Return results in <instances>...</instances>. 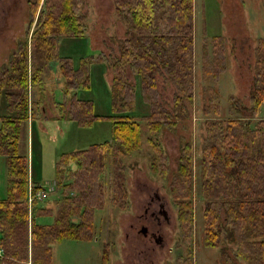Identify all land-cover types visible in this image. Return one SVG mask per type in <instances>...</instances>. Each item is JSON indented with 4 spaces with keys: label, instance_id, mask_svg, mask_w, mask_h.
Segmentation results:
<instances>
[{
    "label": "trees",
    "instance_id": "obj_1",
    "mask_svg": "<svg viewBox=\"0 0 264 264\" xmlns=\"http://www.w3.org/2000/svg\"><path fill=\"white\" fill-rule=\"evenodd\" d=\"M111 1L115 17L126 27L124 39L118 41L117 57L108 63L103 57L88 56L74 67L70 58L58 56V42L84 37L83 0H26L28 31L32 28L29 55L24 42L0 71V101L5 104V113L0 115V157L6 163V197L0 199V264H27V235L31 264H50L54 242L90 239L92 212L100 209L106 198L114 204L124 197L119 159L140 150V122L152 137L160 129L173 130L189 118L193 103L192 0ZM218 43L222 41L216 36L213 44L221 51ZM258 43L248 107L235 108L238 115L245 110L254 117L264 104V39ZM215 54L216 50L212 65L203 71L211 80L222 70ZM100 58L111 74V115L106 119L112 136L61 154L55 164V186L62 200L50 223L38 222L47 216V208L41 207L37 198L45 190L31 178V164L21 144L26 122L31 120L34 125L38 121L39 102H32L30 108L29 91L43 85L42 73L57 61L63 97L61 102H53L58 109L56 122L91 127L102 117L94 115L90 102L77 99L75 92L88 89L87 67ZM127 72L137 80L141 103L148 107L145 117L128 116L135 112V86L127 79ZM157 79L162 87L173 89L169 105L158 100ZM209 97L203 114L216 115V96L211 93ZM250 117L205 120L207 137L197 160L205 202L203 238L209 248L222 241L233 243L234 257L244 264H264V119L250 127ZM152 148L162 159L160 149ZM192 161L190 143L182 141L168 189L183 241L190 237L193 216ZM70 193L74 196L69 197Z\"/></svg>",
    "mask_w": 264,
    "mask_h": 264
},
{
    "label": "rangeland",
    "instance_id": "obj_2",
    "mask_svg": "<svg viewBox=\"0 0 264 264\" xmlns=\"http://www.w3.org/2000/svg\"><path fill=\"white\" fill-rule=\"evenodd\" d=\"M81 14L84 37L61 38L58 55L70 58L74 67L80 58L90 55L103 57L111 63L117 57L118 41L124 39L126 31L124 23L114 15L112 1L83 0ZM3 22L0 21V71L10 55L20 50L24 42L29 55L32 28L28 31L26 0H13L10 16ZM216 36L221 38L222 43L217 45L221 46V51L214 47ZM260 39H264L263 0H192L193 103L189 108V118L177 123L173 130L160 129L152 137H149L145 123L140 122V150L119 159L124 197H119L114 204L106 198L101 208L92 212L90 239H68L52 243L50 264H244L240 258L234 257L236 246L233 243L222 241L215 248L204 244L202 213L205 202L200 188L197 160L207 137L205 120L219 121L229 117H242L245 120L250 117L247 111L238 115L234 109L248 107ZM215 50L218 54H215L218 67L222 70L216 72L215 80H211L203 71L212 65ZM86 73L89 87L77 90L75 96L79 100L89 101L93 114L102 117L91 127H78L75 124L68 126L64 121L56 122L58 109L54 108L53 102H61L63 97V81L57 61H53L48 70L42 73L43 85L29 91L30 108L32 102H39L38 121L34 125L31 120L26 122L21 144L30 161L28 164H31V178L45 190L37 198L41 200L39 205L47 208V216L38 222L50 223L62 200L61 192L55 186V164L61 154L85 149L92 144L107 141L112 136L110 123L106 119L111 115L110 70L100 58L99 62L87 67ZM126 76L135 86V112L128 113V116L135 119L145 117L148 107L141 103L138 82L128 72ZM157 91L158 100L169 105L173 89L170 86L162 87L161 81L157 79ZM211 93L215 94L219 104L218 113L204 115L202 109L209 104ZM4 106L0 101V115L5 113ZM263 119L264 104L260 106L257 115L250 117V127ZM182 141L190 143L193 160V216L187 241L181 238L176 207L168 189L170 179L177 169ZM152 145L160 149L162 159H158ZM68 196L73 197L74 194ZM5 197L6 163L4 157H0V199ZM47 201L51 203L48 205ZM159 205L166 219L158 213ZM72 222L76 220L72 219ZM141 228H145V234H142ZM27 238V264H31L28 235Z\"/></svg>",
    "mask_w": 264,
    "mask_h": 264
},
{
    "label": "flooded vegetation",
    "instance_id": "obj_3",
    "mask_svg": "<svg viewBox=\"0 0 264 264\" xmlns=\"http://www.w3.org/2000/svg\"><path fill=\"white\" fill-rule=\"evenodd\" d=\"M12 1L13 0H0V21L6 22V19L10 16L11 13V7H12ZM162 206L159 205V211L158 213L163 216L164 219H166L165 213L161 210ZM142 234L146 233L145 228H141ZM154 236V235H152Z\"/></svg>",
    "mask_w": 264,
    "mask_h": 264
},
{
    "label": "crops",
    "instance_id": "obj_4",
    "mask_svg": "<svg viewBox=\"0 0 264 264\" xmlns=\"http://www.w3.org/2000/svg\"><path fill=\"white\" fill-rule=\"evenodd\" d=\"M88 47H89V44H88ZM60 48H61V46H60V42H58V51L60 50ZM89 49L91 50V48H89ZM89 49H88V50H89ZM90 50H89V51H90ZM91 51H92V50H91ZM91 54H92V53H91ZM84 55H85V54H84ZM58 56H59V55H58ZM59 57H60V58H67V56H66V57H65V56H63V57H62V56H59ZM85 57H88V56H84V57H82V58H85ZM90 57H91V58H95L94 55H90ZM92 64H94V63H92ZM89 71H90V70H89Z\"/></svg>",
    "mask_w": 264,
    "mask_h": 264
}]
</instances>
